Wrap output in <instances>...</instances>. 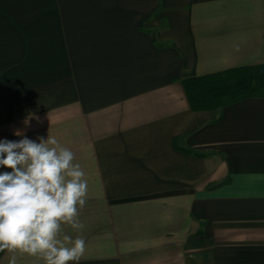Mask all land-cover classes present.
<instances>
[{"label":"crops","instance_id":"1","mask_svg":"<svg viewBox=\"0 0 264 264\" xmlns=\"http://www.w3.org/2000/svg\"><path fill=\"white\" fill-rule=\"evenodd\" d=\"M262 64L264 0H0V140L75 153L78 264H264V97L182 84Z\"/></svg>","mask_w":264,"mask_h":264},{"label":"clouds","instance_id":"2","mask_svg":"<svg viewBox=\"0 0 264 264\" xmlns=\"http://www.w3.org/2000/svg\"><path fill=\"white\" fill-rule=\"evenodd\" d=\"M16 135H21L16 132ZM75 153L51 135L0 140V252L8 264L27 255L42 264H78L86 251L80 210L89 194ZM70 228L73 235L65 231Z\"/></svg>","mask_w":264,"mask_h":264},{"label":"trees","instance_id":"3","mask_svg":"<svg viewBox=\"0 0 264 264\" xmlns=\"http://www.w3.org/2000/svg\"><path fill=\"white\" fill-rule=\"evenodd\" d=\"M182 84L194 111L222 108L249 97H264V64L192 77Z\"/></svg>","mask_w":264,"mask_h":264}]
</instances>
